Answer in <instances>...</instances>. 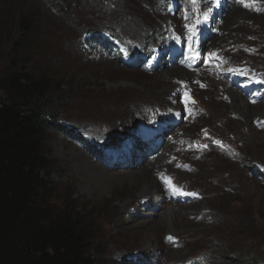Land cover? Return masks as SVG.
Listing matches in <instances>:
<instances>
[{
  "label": "rangeland",
  "instance_id": "rangeland-1",
  "mask_svg": "<svg viewBox=\"0 0 264 264\" xmlns=\"http://www.w3.org/2000/svg\"><path fill=\"white\" fill-rule=\"evenodd\" d=\"M207 1L0 0V74L20 10L37 22L29 54L61 89L50 199L90 218L98 264H264V118L244 126L218 84L264 105V0ZM80 159L129 176L101 191Z\"/></svg>",
  "mask_w": 264,
  "mask_h": 264
},
{
  "label": "trees",
  "instance_id": "trees-1",
  "mask_svg": "<svg viewBox=\"0 0 264 264\" xmlns=\"http://www.w3.org/2000/svg\"><path fill=\"white\" fill-rule=\"evenodd\" d=\"M33 18L20 10L0 74V264H98L90 218L50 199L54 183L43 146L58 129L61 89L29 54L38 29Z\"/></svg>",
  "mask_w": 264,
  "mask_h": 264
},
{
  "label": "bare ground",
  "instance_id": "bare-ground-1",
  "mask_svg": "<svg viewBox=\"0 0 264 264\" xmlns=\"http://www.w3.org/2000/svg\"><path fill=\"white\" fill-rule=\"evenodd\" d=\"M164 72L166 74H168L171 78L174 77V78L178 79L180 77H183V75H185L187 77V74L185 72H182V69L177 68V67L173 68V69H170V70H165ZM197 74H199V71H198V73H196V72L193 73L194 76H196ZM209 74H207L205 76L203 74L202 75L204 76V78L210 79V75ZM218 84L221 85L225 89V92L227 94V97H228V100H229L228 103L230 104L229 112L231 114H234V115H237V116L239 115L242 118V122H243L242 124L244 126H247L249 128V125H248L249 119L252 118V117L254 119L256 116L262 115V116L259 117V119L260 118H264V116H263L264 115V105L263 106L261 105L259 108H257L256 112H252L251 111V106L248 105L246 103V101L240 95H238V93H236L229 86H227L228 84H225L221 80L218 82ZM225 92H224V94H225ZM77 151L78 150H77L76 147L72 148V153H75ZM157 158H159V157H157ZM159 162H161V158H159V160L155 164H157ZM86 164H88L89 166H86ZM76 170H77V174L83 180H85L86 178L95 179L96 182H98L101 191L103 189L107 188V186L110 185L111 183H113L114 181H118L119 183H125L126 181L123 182V179H125V178H127L129 176L128 172L115 173V174L108 173V172L104 171L101 168H96V167L92 166L91 164L87 163V160H85V159H80V160L77 161V169ZM84 173H86L87 175L83 176ZM138 180H139L138 181L139 184H142L141 192L139 193L140 194L139 198L140 199L147 198L148 196H150L154 192V189H155V185L152 183V180H150V178L148 176V170H145L143 173H141L138 176ZM130 184L134 185V184H136V182H131ZM112 187H113V185H112ZM175 214L176 213L173 212L171 207H168L167 209H165L163 211V221H164V223H166L169 226V229L172 230V231L175 230V228L173 226L174 225L173 217L175 216ZM150 243H151V241L147 240V242L144 243V247L147 248V247L151 246Z\"/></svg>",
  "mask_w": 264,
  "mask_h": 264
},
{
  "label": "snow or ice",
  "instance_id": "snow-or-ice-1",
  "mask_svg": "<svg viewBox=\"0 0 264 264\" xmlns=\"http://www.w3.org/2000/svg\"><path fill=\"white\" fill-rule=\"evenodd\" d=\"M193 2H195V0H193ZM245 6H248V5H245ZM205 18H207V16H205Z\"/></svg>",
  "mask_w": 264,
  "mask_h": 264
}]
</instances>
